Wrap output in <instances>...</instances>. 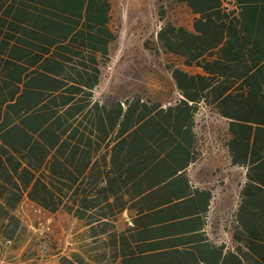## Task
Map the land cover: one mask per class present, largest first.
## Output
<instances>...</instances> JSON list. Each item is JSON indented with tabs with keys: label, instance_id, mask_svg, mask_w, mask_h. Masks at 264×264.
Wrapping results in <instances>:
<instances>
[{
	"label": "trees",
	"instance_id": "trees-1",
	"mask_svg": "<svg viewBox=\"0 0 264 264\" xmlns=\"http://www.w3.org/2000/svg\"><path fill=\"white\" fill-rule=\"evenodd\" d=\"M173 1L193 16L190 27L166 21L156 33L178 95L163 105L93 97L115 39L111 0H0L1 238L20 235L14 211L26 198L72 213L95 239L122 205L108 200L116 190L131 180L140 188L155 162L195 157L203 109L225 120L229 162L245 169L232 246L205 242L168 264H264V0ZM129 260L139 258L119 264Z\"/></svg>",
	"mask_w": 264,
	"mask_h": 264
},
{
	"label": "crops",
	"instance_id": "crops-1",
	"mask_svg": "<svg viewBox=\"0 0 264 264\" xmlns=\"http://www.w3.org/2000/svg\"><path fill=\"white\" fill-rule=\"evenodd\" d=\"M190 14L193 16L191 12ZM99 83L100 80L93 88V97L103 100L107 96L94 95V90ZM197 120V116H194L192 132L198 150L195 157L188 158L182 165L171 159L155 162L154 175L145 181L146 185L148 181L153 182L152 187H147L144 183L140 185V188H136L131 180L121 189L116 190L108 200L118 199L122 205L114 209V219L109 220L106 226L99 221L100 224L96 230L98 236L95 239L88 236L89 225L76 219L72 213L63 211L49 213L24 198L14 211L20 219L17 232H24L23 216L27 217L30 214V217H49L53 228L56 226L58 231H65L67 234V254L58 257L56 253L46 261L31 260L23 255L22 243L13 241L14 244L10 247L6 245L10 241L7 242L5 238L3 241L0 237V263L107 264L108 253L113 249L115 256L113 261L109 258V264H119L121 259L128 257L139 258L138 262L129 260L128 264H168L175 251L185 254L196 247H202L205 242L214 246L223 245L224 250L229 249L232 246L231 224L245 175L239 184L238 201L232 210V215L221 227V231L225 234L224 238L219 240L216 227L219 225L220 217L215 206L218 185L213 178L212 166L201 158ZM100 184L103 185V182ZM26 204L29 205L30 213L21 211ZM110 232H113L116 238L113 247L103 243L104 237H107ZM120 235L124 238L123 248L119 244ZM75 254H78L80 258H76ZM93 255L98 258L92 259Z\"/></svg>",
	"mask_w": 264,
	"mask_h": 264
},
{
	"label": "rangeland",
	"instance_id": "rangeland-1",
	"mask_svg": "<svg viewBox=\"0 0 264 264\" xmlns=\"http://www.w3.org/2000/svg\"><path fill=\"white\" fill-rule=\"evenodd\" d=\"M191 20L192 15L185 6L173 0H111L109 27L115 39L94 95L116 97L122 101L140 98L149 104L174 102L178 95L167 68L171 57L163 53L156 33L166 21L188 26ZM196 116L201 158L212 166L213 178L218 185L215 206L220 219L216 228L218 238L222 240L225 234L221 227L231 217L238 201L244 169L229 162L223 146L225 120L209 115L203 109ZM21 211L30 213L29 205H23ZM22 220L24 232L6 245L12 247L15 242L22 243L23 255L36 261H46L56 253L58 257L67 254V234L58 231L56 226L53 228L49 217H30L29 214ZM1 240L5 241L4 238Z\"/></svg>",
	"mask_w": 264,
	"mask_h": 264
},
{
	"label": "built area",
	"instance_id": "built-area-1",
	"mask_svg": "<svg viewBox=\"0 0 264 264\" xmlns=\"http://www.w3.org/2000/svg\"><path fill=\"white\" fill-rule=\"evenodd\" d=\"M7 242H9V241H7ZM0 264H2V263H0Z\"/></svg>",
	"mask_w": 264,
	"mask_h": 264
}]
</instances>
